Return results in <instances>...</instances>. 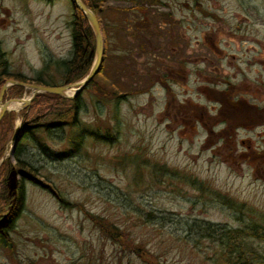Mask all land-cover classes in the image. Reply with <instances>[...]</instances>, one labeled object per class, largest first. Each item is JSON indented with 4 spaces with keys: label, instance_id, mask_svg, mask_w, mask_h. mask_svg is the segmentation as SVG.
Wrapping results in <instances>:
<instances>
[{
    "label": "rangeland",
    "instance_id": "374dc122",
    "mask_svg": "<svg viewBox=\"0 0 264 264\" xmlns=\"http://www.w3.org/2000/svg\"><path fill=\"white\" fill-rule=\"evenodd\" d=\"M72 13L69 0H0L8 73L32 79L46 63L69 60ZM98 17L104 60L81 92L80 119L104 136L115 110L118 128L68 158L23 142L21 158L67 204L24 181L0 264H221L222 230L264 228V161L255 158L264 127L237 119L239 96L258 104L264 91V0H104ZM10 88L2 103L32 92L23 87L15 97ZM114 93L124 96L117 105ZM21 110L9 111L4 158L13 163ZM60 132L37 136L57 148ZM93 215L118 227L122 244ZM207 224L213 238L200 228ZM247 242L264 264V241Z\"/></svg>",
    "mask_w": 264,
    "mask_h": 264
},
{
    "label": "trees",
    "instance_id": "16d2710c",
    "mask_svg": "<svg viewBox=\"0 0 264 264\" xmlns=\"http://www.w3.org/2000/svg\"><path fill=\"white\" fill-rule=\"evenodd\" d=\"M44 1L51 3L54 0ZM81 1L96 15L103 37H105L103 27L98 17L104 0ZM70 4L73 10L72 19L70 21L72 39L71 58L69 60L48 62L34 78L26 79L22 75L8 73L5 52L0 47V89L6 81L10 80L23 84H35L48 87L71 85L81 81L88 74L94 59V35L83 14L77 11L73 3L70 2ZM57 77L61 80L60 83H56L55 78ZM93 81L94 79L89 85H91ZM10 90L11 94L13 93L15 97H18L21 95V92H23V87L14 85L11 86ZM113 92H108L109 94L106 95H109L111 98ZM113 97H115V104L117 105V101L124 96L120 95L117 97L114 93ZM103 98H106V96H103ZM82 109L83 103L81 100V93L72 99L53 94L36 95L30 105L20 112L21 123L19 126V134H22V138L17 143L12 155L15 163L11 161L10 157L4 158L5 146L10 141L15 115L12 112H7L0 120V161L3 159L0 163V245L2 247H12V240L8 231L18 219L24 206V181H28L49 191V193L53 194L62 205L67 204L66 201L54 191L52 186H49L43 181L41 182L33 166H31L28 161L21 158L24 152V141L30 138L35 146L42 152L46 154L51 153L52 156H57L61 159L73 156L74 153L79 151L88 138L103 137L107 139V141L108 139H113L111 131L118 128L117 113L115 110L112 119L116 122V126L108 128L104 136H97V131L100 130V127H97L96 131H94L88 124L84 123L80 119ZM55 131H61L60 133L62 134V136H58L57 138L59 142L57 148H52L49 144L42 142L37 136V133L41 132L48 137L47 139H53ZM12 169L15 170L19 177L15 196L8 195L6 186L8 175ZM12 199H14L13 203L11 202ZM11 204L12 208L7 211ZM90 217L99 230L106 237L110 238L113 243L122 244L121 240L124 236L123 232H121L118 227L109 223L104 218L95 215ZM212 227L213 226L207 224L200 228L207 233L208 237L213 238L212 234H214L215 231H210ZM221 230L222 229H220V231ZM222 231V234H218L216 238L221 248L217 255L221 264H257V259L263 257L252 248L249 242H247L248 239L249 241L254 239L264 241L263 227L250 225L245 228Z\"/></svg>",
    "mask_w": 264,
    "mask_h": 264
},
{
    "label": "water",
    "instance_id": "95a60500",
    "mask_svg": "<svg viewBox=\"0 0 264 264\" xmlns=\"http://www.w3.org/2000/svg\"><path fill=\"white\" fill-rule=\"evenodd\" d=\"M70 2L75 5L77 11H80L83 14V16L88 22L92 30V33L94 35V41H95L94 59H93V62H92V65H91V68L88 74L81 81L77 83H74L71 85H65V86H56V87H48V86L35 85V84H23V83L13 81V80L6 81L5 84L2 86V88L0 89V120L2 119L5 113L11 111L10 106L13 102L21 101L23 102V108H25L30 105L31 101L38 94H53V95H57L63 98L72 99L75 96H77L79 93L84 91L88 87V85L92 82V80L95 78V76L100 72L102 65H103V60H104L105 44H104V38L101 32V29L99 27L97 17L87 6L83 4L81 0H70ZM13 85H18V86L31 89L32 92L29 98L28 99H12V100H8L2 103L3 96L6 90L8 89V87L13 86ZM70 89H74V92L72 93L71 96L67 95V92ZM19 126L20 124L16 126L12 139H11L12 148L10 150V155H12L14 147L16 146L17 141L19 139L18 138L19 137L18 135ZM21 135L22 134H20V136ZM18 179L19 177L17 176L15 170L12 169L8 175L7 185H6L9 196H15L17 185H18ZM11 202L13 203L14 199H12ZM11 208H12V204L10 207H8L7 211H9Z\"/></svg>",
    "mask_w": 264,
    "mask_h": 264
},
{
    "label": "flooded vegetation",
    "instance_id": "af4514ba",
    "mask_svg": "<svg viewBox=\"0 0 264 264\" xmlns=\"http://www.w3.org/2000/svg\"><path fill=\"white\" fill-rule=\"evenodd\" d=\"M180 62V61H179ZM181 63V62H180ZM178 66V70L181 73V67L179 65V63L176 64ZM179 71L176 72L177 76H179ZM158 81L161 83L163 79H165V76L159 75L158 77ZM264 88V83L261 85V88ZM262 93L260 94V100L258 102V104L253 103H249L246 99H245V94H239V100H238V109H237V115H238V122H241L239 124H241V126L244 127H249L247 124L248 121L252 122L255 124V126L264 127V99L262 97H264V91L261 90ZM247 122V123H246ZM258 138H260V143L264 146V134H260L258 136ZM255 158H256V162H262L264 161V150H262L261 152H257L255 154Z\"/></svg>",
    "mask_w": 264,
    "mask_h": 264
},
{
    "label": "bare ground",
    "instance_id": "6f19581e",
    "mask_svg": "<svg viewBox=\"0 0 264 264\" xmlns=\"http://www.w3.org/2000/svg\"><path fill=\"white\" fill-rule=\"evenodd\" d=\"M69 93H70V90L67 92V94H69ZM10 108L13 109V110L16 109L17 112H19L23 108V102H21V101H17L15 103L13 102L11 104Z\"/></svg>",
    "mask_w": 264,
    "mask_h": 264
}]
</instances>
